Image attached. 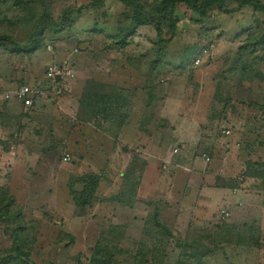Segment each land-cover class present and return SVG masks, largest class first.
Instances as JSON below:
<instances>
[{
    "label": "rangeland",
    "instance_id": "1",
    "mask_svg": "<svg viewBox=\"0 0 264 264\" xmlns=\"http://www.w3.org/2000/svg\"><path fill=\"white\" fill-rule=\"evenodd\" d=\"M22 1L26 3L19 8L0 1V35L21 49L36 46L38 50L25 54L14 50L11 43L0 45V100H4L5 93L26 84L20 78L29 67L39 77L51 59L53 63L74 62L77 75L66 81L78 87L84 76L89 95L99 101L86 106L79 104L78 99L74 103L68 94L60 96L65 100L60 107L53 100L41 107L37 103L36 111H22V122L18 116L6 120V115H0V203H4L0 209V264H20L16 259L20 253L22 259L28 257L30 264H95L92 250L101 227L120 224L123 215L117 207L97 202L92 208H77L70 193L73 188L79 189L74 178L86 174L100 178L99 201L114 198L119 192H125V199L131 201L130 190L141 181L147 165L138 153L132 155L127 144L125 153H129L130 159L125 169H121L116 157L113 169L109 168L111 164L104 170L100 163L98 168L96 163L91 165L93 158L113 153L116 148L107 137L115 139V143L120 140L114 131L108 130L110 123L126 115L130 109L126 102L131 103L128 97L134 98L127 120L134 111L133 117L138 114L142 117L140 123H146L147 112L142 103H148L153 87L157 88L158 99L167 98L164 91L172 95L170 107L164 100L166 105H160L162 100L158 103L159 116L171 108L196 115V102L207 103L211 99L220 107L227 99L264 101V13L245 7L232 14L213 9L207 16L199 17L179 4L174 14L175 37L161 46L154 29L133 24L132 12L119 0ZM138 1L146 16L160 2ZM223 1L230 10L243 0ZM40 16H47L51 24L45 27L42 41L34 42L31 29ZM168 34L163 22V38ZM197 59L200 63L196 66ZM167 88L174 91L170 93ZM176 93L181 96L180 103L173 102ZM208 109L211 113V105ZM100 112L103 117L93 116ZM75 116L101 126L106 137L99 135L100 140L94 137L91 141L86 132L75 133L76 124L71 121ZM5 127L9 129L4 130ZM163 139L159 136L157 145ZM64 156H69L70 161L63 162ZM129 167L131 172L126 171ZM159 170L163 171L162 166ZM154 206L157 222L173 236L166 247L164 264H264V235L259 234L257 227L256 231L252 225L232 227L227 220L218 221L219 212L211 221L213 227L202 229L199 225L200 230H196L184 226L183 221L175 226L180 213L157 203L150 209L137 206L134 222L122 220L125 231L120 232V251L111 264H158L162 245H155L154 249L150 241L157 237L148 236L147 231L160 230L154 228L152 221L144 227ZM137 217H143L141 224ZM24 226L29 233L18 232ZM20 245L23 250L17 249Z\"/></svg>",
    "mask_w": 264,
    "mask_h": 264
},
{
    "label": "crops",
    "instance_id": "2",
    "mask_svg": "<svg viewBox=\"0 0 264 264\" xmlns=\"http://www.w3.org/2000/svg\"><path fill=\"white\" fill-rule=\"evenodd\" d=\"M52 63L49 59L45 68ZM72 65L76 64L73 62ZM73 68L75 70V66ZM34 73L29 67L20 78L32 90L39 92L34 107L29 110L34 109L37 103L41 107L53 100L57 101L59 107L62 106L65 100L50 92L44 71L39 77H35ZM75 74L77 75L76 72ZM81 80L82 85L78 87L66 81L63 92L65 95L62 96L70 94L74 103L77 99L79 103L87 84L84 76ZM150 89L152 97L148 103H142L147 112L146 123H140L142 117L138 114L134 118L133 115L136 114L133 111L126 125L116 134L120 140L115 143V139L107 137L110 143L115 144L113 153L109 152L106 156L99 154L93 158L95 162L91 164L100 163L98 165L103 170L108 169L111 164L112 167L109 168L113 169V160L116 157L120 160L121 169H125L130 159L129 153H125V147L126 144L129 145L132 155L138 153L147 163L137 187L136 203L132 208L121 207L105 197L97 204L117 207L120 215H123L122 220L134 222L137 206L144 205L146 209H150L152 204L157 203L180 213V218L175 219V226L183 221L184 226L196 230L199 225L202 229L209 227L216 218L215 213L219 212L218 221L227 220L232 227L238 228L252 225L258 228L259 234L264 235V101L227 99L220 107L217 101L211 99L207 103L196 102V115L184 114L171 108L163 115L160 112L159 116L160 105L164 106L166 102V106L170 107L169 97L172 95L168 96V92L164 91L167 98L158 99L155 97L158 95L157 88ZM167 90L170 93L174 91L172 88ZM177 93L176 101L173 102L178 100L180 103L181 96ZM136 98L137 96L134 101ZM160 100L162 103L158 105ZM210 105L211 113L207 110ZM36 109L37 107L34 111ZM29 110H25L13 99L0 100V115H6V120L18 116L22 122L25 114H21L22 111ZM71 121L76 124L73 131L79 135L86 132L91 141L94 137L95 140H100L101 138H97L99 135L105 136L103 128L98 127L95 122H84L76 116ZM1 126L0 122V133ZM7 128L9 129H3ZM159 136H164V139L157 145ZM174 149H178L176 154L173 153ZM150 159L155 162L149 161ZM161 166L163 171L160 173ZM123 174L120 175L121 179ZM218 203L220 204L215 211L213 207ZM221 210L228 212L229 217L226 220L221 219ZM142 219L143 217L139 219L140 224ZM122 220L120 219V224L110 225L124 226Z\"/></svg>",
    "mask_w": 264,
    "mask_h": 264
},
{
    "label": "trees",
    "instance_id": "3",
    "mask_svg": "<svg viewBox=\"0 0 264 264\" xmlns=\"http://www.w3.org/2000/svg\"><path fill=\"white\" fill-rule=\"evenodd\" d=\"M2 1L1 4H10L14 8H19L22 6L23 2L22 0H0ZM103 0L99 1L102 2ZM119 2L130 10L131 13V21L136 26H151L156 34V38L158 43L163 46L167 43H170L172 39L175 37L176 34V25L177 20L175 18V10L177 5L182 4L186 8H188L191 12L197 14L199 17H205L208 15V13L216 9L218 12L222 14H232L236 11H239L242 8L249 7L254 12L258 13H264V3H262L259 0H243L242 3L234 9H226L224 1L223 0H160L158 6L155 8L154 12L151 13V15L146 16L144 14V9L142 4L138 0H119ZM103 3L100 4V6ZM94 6V5H93ZM68 13V12H67ZM48 18L47 16H40L38 19H36V22H34L30 37L33 39L34 42L42 41L44 37V29L47 28L48 24H51V21L46 20ZM163 22L166 23V28L168 29L169 34L167 35V38H163L162 31H163ZM44 27V28H43ZM32 40V41H33ZM11 43L15 48L14 50L24 52L25 54H33L35 53L38 48L36 46H32L30 50H24L21 49L15 42H13L11 39L5 37L4 35H0V45L3 43ZM101 89L104 88V86L98 85ZM130 96V95H129ZM134 98V97H133ZM131 97H128V99L131 101V103H127V107L130 108L122 118L120 116L116 118L114 121L110 123V126H108V130H111V132H115L114 136L122 129L124 125H126L127 120V114L130 113V110H132V100ZM102 100V99H100ZM94 101L97 103L99 100L94 99V96L89 95V90L83 91L79 104H85L86 106H89V104ZM130 115V114H129ZM93 116H102L103 112L95 113ZM78 118V117H77ZM80 119V118H78ZM82 120V119H80ZM106 120V119H104ZM107 121V120H106ZM85 122V121H84ZM88 122V121H86ZM130 168L126 171H130ZM131 172V171H130ZM124 177V174L122 178ZM75 180L74 185L78 186L79 189L73 188L71 189V196L72 201L74 205L77 208H92L95 202H98L97 200V189L100 183V178L96 177L94 174H86L79 178H74ZM139 183H135L133 188L130 190V194L132 197L131 201H127L125 198V192L123 194H120V192L114 197L110 198L109 201L121 206V207H129L132 208L133 205L136 203V192L137 187ZM122 193V192H121ZM10 203L13 205L14 200L11 198ZM4 203H0V209H3L2 205ZM151 205V204H150ZM5 207V206H4ZM154 213L151 214V216H147L145 218L144 227L146 225V222L148 221L150 224V221L153 222V226L156 230H160V233H152L151 231H147L149 235L156 236L157 239L151 238V246L155 249V245L161 244V248L158 252L161 255L158 264H164V261L167 258V245L169 240H173L172 232H170L168 229H166L164 226L160 225L157 222L158 219V213L156 211V206H154ZM5 211V210H4ZM1 214V212H0ZM2 217V216H1ZM148 219V220H147ZM21 221L19 224L21 225ZM146 228V227H145ZM144 228V229H145ZM102 229V230H101ZM101 231L98 233V237L94 243L93 250H92V261L95 264H111L113 260H115V256L120 251V232L124 233L125 228L124 226H113V225H106L101 227ZM143 229V231H144ZM257 228H254L256 231ZM150 230V229H149ZM155 231V230H153ZM18 232H25V234L29 233L27 231V227H23ZM162 232V233H161ZM158 234L159 236L155 235ZM26 238L23 236L22 240H25ZM34 241V240H33ZM179 245V244H178ZM185 246V245H184ZM187 246V245H186ZM18 250H23L22 245L17 247ZM150 254V252H148ZM156 253V252H155ZM153 254V253H152ZM23 253H20L19 256H17L16 259L20 260L18 261L20 264H30L27 260L28 257H24L25 259H22ZM26 255V254H25ZM28 256V254H27ZM204 257V256H202ZM179 264V263H178Z\"/></svg>",
    "mask_w": 264,
    "mask_h": 264
},
{
    "label": "built area",
    "instance_id": "4",
    "mask_svg": "<svg viewBox=\"0 0 264 264\" xmlns=\"http://www.w3.org/2000/svg\"><path fill=\"white\" fill-rule=\"evenodd\" d=\"M50 50V47H48ZM200 63V60H195V65L197 66ZM44 76L48 82V88L55 96H61L64 92V83L66 80L73 79L75 76V70L73 68L72 62H60L52 63L48 65L44 70ZM39 92L32 90L28 85L23 84L11 90L8 93L4 94V100L13 99L17 101L25 110L33 108L35 100ZM178 149H174L173 153L176 154ZM203 158L208 161L206 156ZM63 162H69V156H64L62 159ZM221 219L226 220L229 217V214L226 210L220 211Z\"/></svg>",
    "mask_w": 264,
    "mask_h": 264
}]
</instances>
